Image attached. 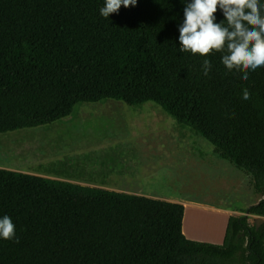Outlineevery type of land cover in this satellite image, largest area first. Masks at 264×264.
<instances>
[{
    "label": "trees",
    "instance_id": "trees-1",
    "mask_svg": "<svg viewBox=\"0 0 264 264\" xmlns=\"http://www.w3.org/2000/svg\"><path fill=\"white\" fill-rule=\"evenodd\" d=\"M103 5L0 0V134L51 125L81 103L152 102L264 187V67L245 81L221 53L180 52L184 0H137L108 19ZM215 17L224 20L219 9ZM184 213L179 203L0 168V218L19 241L0 239V264H264V222L249 221L264 217V193L229 218L222 245L187 239Z\"/></svg>",
    "mask_w": 264,
    "mask_h": 264
},
{
    "label": "rangeland",
    "instance_id": "rangeland-1",
    "mask_svg": "<svg viewBox=\"0 0 264 264\" xmlns=\"http://www.w3.org/2000/svg\"><path fill=\"white\" fill-rule=\"evenodd\" d=\"M130 146L143 147L142 160L148 166L140 165L138 171L149 168L153 189L190 200L202 196L208 186L219 192L229 186L227 177L209 167L219 158L213 146L152 102L140 107L115 100L81 103L71 116L51 125L0 134V168L69 182L106 183L115 167L125 166L119 155L130 154ZM227 207L235 208L232 203ZM192 216L193 223H213L205 215ZM249 221L257 225L254 218ZM201 230L206 234L205 227Z\"/></svg>",
    "mask_w": 264,
    "mask_h": 264
},
{
    "label": "clouds",
    "instance_id": "clouds-1",
    "mask_svg": "<svg viewBox=\"0 0 264 264\" xmlns=\"http://www.w3.org/2000/svg\"><path fill=\"white\" fill-rule=\"evenodd\" d=\"M184 20L179 25V50L207 57L221 53V63L229 71L241 73L245 81L249 73L264 67V3L261 0H184ZM137 0H104L100 15L106 19L118 14L120 8L135 7ZM218 9L224 20L215 22ZM212 64L203 59L205 76ZM251 93L242 90L241 98L248 101ZM0 239L15 240V225L7 215L0 218Z\"/></svg>",
    "mask_w": 264,
    "mask_h": 264
},
{
    "label": "crops",
    "instance_id": "crops-1",
    "mask_svg": "<svg viewBox=\"0 0 264 264\" xmlns=\"http://www.w3.org/2000/svg\"><path fill=\"white\" fill-rule=\"evenodd\" d=\"M130 148V154L119 155V157L124 158L123 161L126 162L125 166L115 167L117 170L109 175V179L106 183H71L182 204L185 207L182 230L186 238L192 241L206 242L215 245H222L224 243L229 218L231 216L245 215L244 212L246 209L257 204L263 197L264 187L256 185L247 175L240 176L235 167H230L231 165H227L230 163L218 157V159L209 163V167L214 172L221 173L227 177L226 180H228L229 186H225L220 192L216 186H208L202 196L191 198L190 200L171 195L167 191L163 193L161 190L158 191L150 187V176L152 181L155 179L153 178L154 174L150 175L149 172H147V170H149L148 167H146V173L141 170L140 172L138 171L139 167L148 163L147 160H142L143 157L146 156L144 153L140 152L143 151V147L130 146ZM133 151L135 153H132ZM222 184L223 186L226 185L223 180ZM153 185H157V183H153ZM229 203L234 205L235 212H229L227 210L226 205ZM188 212H190L189 226L186 224V215ZM192 215H205L209 217L213 223H207V225L210 224L211 227L199 224L198 221H194L193 223ZM249 217L257 220V225L264 222V217ZM204 227L207 229V231H205L206 234L201 232L204 231L201 230L204 229ZM209 228L211 230H209Z\"/></svg>",
    "mask_w": 264,
    "mask_h": 264
},
{
    "label": "built area",
    "instance_id": "built-area-1",
    "mask_svg": "<svg viewBox=\"0 0 264 264\" xmlns=\"http://www.w3.org/2000/svg\"><path fill=\"white\" fill-rule=\"evenodd\" d=\"M227 210H228L229 212H235V211H234L235 208H232V207H227Z\"/></svg>",
    "mask_w": 264,
    "mask_h": 264
}]
</instances>
